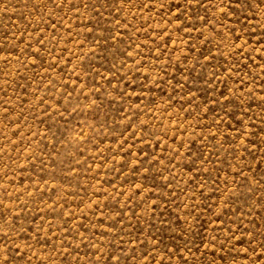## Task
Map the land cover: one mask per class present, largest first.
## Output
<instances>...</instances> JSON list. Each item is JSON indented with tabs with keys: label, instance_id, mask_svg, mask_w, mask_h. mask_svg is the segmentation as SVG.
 <instances>
[{
	"label": "rangeland",
	"instance_id": "rangeland-1",
	"mask_svg": "<svg viewBox=\"0 0 264 264\" xmlns=\"http://www.w3.org/2000/svg\"><path fill=\"white\" fill-rule=\"evenodd\" d=\"M0 264H264V0H0Z\"/></svg>",
	"mask_w": 264,
	"mask_h": 264
}]
</instances>
